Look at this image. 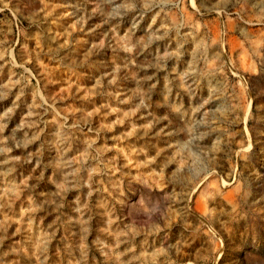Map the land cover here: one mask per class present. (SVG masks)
<instances>
[{
    "label": "rangeland",
    "instance_id": "374dc122",
    "mask_svg": "<svg viewBox=\"0 0 264 264\" xmlns=\"http://www.w3.org/2000/svg\"><path fill=\"white\" fill-rule=\"evenodd\" d=\"M0 264H264V0H0Z\"/></svg>",
    "mask_w": 264,
    "mask_h": 264
}]
</instances>
